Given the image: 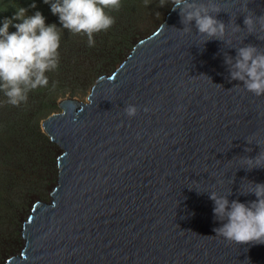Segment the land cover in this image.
Wrapping results in <instances>:
<instances>
[{"label":"water","instance_id":"water-1","mask_svg":"<svg viewBox=\"0 0 264 264\" xmlns=\"http://www.w3.org/2000/svg\"><path fill=\"white\" fill-rule=\"evenodd\" d=\"M219 2L225 42L181 31L171 9L86 102L61 100L42 121L62 150L57 181L49 201L32 203L21 249L4 264H264V244L214 232L208 192L247 202L256 197L240 187L264 182V168L241 159L264 151V95L235 87L224 62L243 44L264 48V32L244 28V0ZM248 6L264 13V0Z\"/></svg>","mask_w":264,"mask_h":264},{"label":"clouds","instance_id":"clouds-1","mask_svg":"<svg viewBox=\"0 0 264 264\" xmlns=\"http://www.w3.org/2000/svg\"><path fill=\"white\" fill-rule=\"evenodd\" d=\"M43 3L50 5L51 13L58 16L60 27L56 23H46L39 10L30 15L29 8L35 9V2L28 8L13 5L16 10L12 17H4L0 23V93L6 98L3 103L11 106L27 103L30 92L49 86L48 74L55 72L60 64L63 30L73 36L86 37L87 45L93 47L94 36L115 24L111 13L122 6V0H43ZM150 3L151 0H144L145 7ZM165 5H170L173 11L179 10L180 22L184 25L181 31L192 32L194 27L197 35L206 37L203 43L213 39L225 42L227 25L217 18L223 11L219 0H158L157 7ZM241 8L245 13L244 28L259 39L258 33L264 32V13L257 15L249 8L248 0H244ZM10 26L16 30L10 32ZM234 26L236 31L241 29L235 22ZM235 50L234 57L227 54L224 59L228 79L238 81L235 87H242L254 96L264 95V48L249 43ZM138 111L139 107L132 103L124 107L128 117H134ZM245 151L252 149L245 148ZM241 159L247 162L245 169L248 171L264 168V151ZM249 183L248 190L239 189L242 195L254 194L256 197L247 202L230 201L228 197L232 190L227 195L208 192L214 202V218L221 222L214 228L215 235L236 245L264 244V182Z\"/></svg>","mask_w":264,"mask_h":264},{"label":"rangeland","instance_id":"rangeland-1","mask_svg":"<svg viewBox=\"0 0 264 264\" xmlns=\"http://www.w3.org/2000/svg\"><path fill=\"white\" fill-rule=\"evenodd\" d=\"M2 1L4 7L0 11V23L16 10L12 7L15 0H9V3ZM40 1L43 0H21L18 5L28 8L35 2L36 8H29V14L39 10L46 23H56L60 27L59 18L51 13L50 5ZM157 3L158 0H151L145 7L144 0H122L119 11L111 13L117 24L115 22L107 43L99 41L105 32L96 34L94 40L98 41L89 47L86 37L73 36L63 30L61 37L72 40L70 43L60 42L59 65L66 74H54L52 86L19 107L3 103L6 98L0 93V201L4 203L0 206V264L20 251L23 242L21 229L32 203L38 199L49 201V192L57 181L59 169L56 159L62 150L43 132L42 121L61 112V100L86 102L96 79L102 74L112 73L131 53L135 42L150 35L164 22L171 6L157 7ZM15 30L10 26V32ZM130 37L134 38L132 42ZM96 44L99 46L94 48ZM54 100L56 106L53 105ZM18 173L21 174L20 179L10 188L12 178Z\"/></svg>","mask_w":264,"mask_h":264},{"label":"trees","instance_id":"trees-1","mask_svg":"<svg viewBox=\"0 0 264 264\" xmlns=\"http://www.w3.org/2000/svg\"><path fill=\"white\" fill-rule=\"evenodd\" d=\"M29 1H31V0H29ZM6 3H9V0H6L5 1ZM21 2V0H15L14 2H13V5H18V3H20ZM38 2V1H37ZM41 2V1H40ZM43 2V1H42ZM41 2V3H42ZM45 4V3H44ZM46 6L48 5V4H45ZM3 7H4V5H3V1L2 0H0V11H2L3 10ZM14 12L15 11H11L9 14H8V16H9V18L10 17H12V15L14 14ZM7 16V17H8ZM121 17H119L118 19H120ZM117 19V18H116ZM115 22H116V24H117V20H115ZM113 29H114V25L108 30V31H106L105 32V36L102 38V39H100L99 41H101V44H103V43H107L108 41H109V39L111 38V34H112V31H113ZM106 33H109L108 34V36H106ZM110 35V36H109ZM134 39V38H133ZM133 39H132V37H130V41L132 42L133 41ZM61 40H62V42L63 43H70L72 40H68V39H66L65 37H61ZM96 41H98V40H95V42ZM99 45L98 44H96V47H94V48H97ZM54 74H56L57 76H60V75H63V74H66V71L64 70V68L63 69H61V67H60V65H59V67H58V69L55 71V72H52V73H49L48 75H49V85H51L52 86V83L51 82H53V76H54ZM102 75H104V74H102ZM101 76V75H100ZM49 87V86H48ZM48 87L47 88H40V89H37V90H35V91H32V92H30V94H29V98H28V100H32V97H39L42 93H44L43 91L45 90V89H48ZM39 92H41V94H39ZM53 102V105L55 104V106H56V100H54V101H52ZM23 105H25L24 103H23ZM21 106V105H20ZM50 160H51V158H50ZM34 175H36V174H34ZM20 176H21V174L20 173H18L15 177H13L12 178V180H11V182H10V184H9V186H10V188H13L15 185H16V183H17V180H19L20 179ZM5 203H7L6 205H9L8 204V201L7 200H5ZM1 204H4V203H1V201H0V206H2Z\"/></svg>","mask_w":264,"mask_h":264},{"label":"bare ground","instance_id":"bare-ground-1","mask_svg":"<svg viewBox=\"0 0 264 264\" xmlns=\"http://www.w3.org/2000/svg\"><path fill=\"white\" fill-rule=\"evenodd\" d=\"M22 230V229H21Z\"/></svg>","mask_w":264,"mask_h":264}]
</instances>
